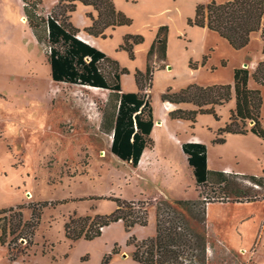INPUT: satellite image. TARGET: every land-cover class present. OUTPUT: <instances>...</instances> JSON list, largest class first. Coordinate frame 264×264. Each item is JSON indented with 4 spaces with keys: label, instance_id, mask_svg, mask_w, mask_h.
Segmentation results:
<instances>
[{
    "label": "rangeland",
    "instance_id": "obj_1",
    "mask_svg": "<svg viewBox=\"0 0 264 264\" xmlns=\"http://www.w3.org/2000/svg\"><path fill=\"white\" fill-rule=\"evenodd\" d=\"M51 1L42 0L38 7L41 16L54 9L56 5H48ZM23 5L22 0H0V209L22 205L21 209L0 213V227L10 218L28 220L32 205L45 204L38 207L41 217L34 244L10 262L6 245L0 243V264H18L22 260L28 264H101L103 256L115 247L117 252L108 264H139L132 257L131 239L142 240L155 234L158 200L198 197L192 170L175 143L190 132L208 142L214 161L211 177L221 163L244 167L248 174L263 173L264 144L252 135L231 137L223 144L211 143L225 122L231 99L215 109L218 118L205 113L192 122L173 119L168 114L164 122L160 118L164 100L158 94V85L152 93L149 86L145 91L156 119L151 137L157 147L149 154L151 162H145L147 152L136 166L117 158L110 150L116 95L108 89L55 82L46 56V29L43 26L38 30L41 43L28 20L22 19L27 18ZM252 123L248 121L247 126ZM170 134L172 141L167 137ZM240 155L245 160L236 164L235 156ZM225 178L226 186L211 180L202 187L210 203L264 198V176L253 180L230 174ZM116 198L143 202L147 223L127 228L118 220L91 239L72 240L65 236L64 225L71 215L110 214L117 207ZM213 208L209 217L213 228L219 227V216L238 214L232 209L221 214L219 208ZM254 208L262 212L261 204ZM11 237L8 235L7 240ZM208 240V264H264V238L261 244L257 241L244 252V248L229 245L217 234H208ZM250 240L246 235V243ZM19 243L24 246L25 241L19 239Z\"/></svg>",
    "mask_w": 264,
    "mask_h": 264
},
{
    "label": "trees",
    "instance_id": "obj_2",
    "mask_svg": "<svg viewBox=\"0 0 264 264\" xmlns=\"http://www.w3.org/2000/svg\"><path fill=\"white\" fill-rule=\"evenodd\" d=\"M27 11V20L35 31L38 40L43 43L38 30L46 29V56L50 65V75L55 82L82 84L108 89L116 95V112L110 128L112 141L110 150L120 160L136 166L145 148H151L154 140L151 131L155 122L153 107L146 88L152 87V74L155 70L154 55L160 60L166 59L167 27L161 26L156 38L147 53V66L144 72L136 70L135 80L139 91L124 92L121 88V75L128 69L121 67L104 52L78 37L80 29L71 21V13L76 9V2L91 5L95 14L89 13L90 25L84 28L87 34L106 36L107 28L131 24V18L118 10L113 0H59L51 13L41 16L38 7L42 0H22ZM66 3V4H65ZM57 10V11H56ZM189 25L206 27L216 31L236 49L245 47L253 32L261 30L264 52V0H204L196 4L195 13L187 20ZM143 41L140 34L127 33L119 45L134 57V46ZM164 64H160L162 67ZM191 67L197 66L190 61ZM258 85H264V59L258 62L252 73L248 68L239 67L234 70V83L202 86L190 83L179 91L168 88L161 94L164 101L176 105L191 103L194 109L180 106L169 112L173 119L195 122L198 114H218L216 105L231 99L232 86L235 107L231 110L229 121L217 129L214 143H224L225 134L251 132L264 141V116L262 115L263 98L259 88L248 85L249 77ZM150 81V82H149ZM149 82V85H145ZM252 125L247 126V122ZM183 151L187 154V162L192 170L197 187L196 199H160L156 209V232L153 236L137 240L132 257L139 264H208V231H207V199L202 187L209 180L207 167V148L203 143H183ZM257 180L256 177L250 176ZM228 185L227 179L217 184ZM239 196V195H238ZM250 199V198H249ZM117 207L110 214H96L91 217L71 215L64 225L67 238L91 239L101 234L102 228L114 221L121 220L129 228L136 224L145 225L148 221L147 207L143 202L116 198ZM45 204V202H44ZM40 203L38 205H44ZM28 220L9 219L1 226L0 243L7 247V259L10 262L26 253V249L34 244V233L40 222L41 212L32 205ZM21 209L22 205L0 209V213ZM18 215L21 216L19 210ZM22 233V234H20ZM12 237L7 240V236ZM19 239L25 241L21 246ZM116 247L111 253L103 256L101 264H108ZM13 264V263H10ZM18 264H28L22 260Z\"/></svg>",
    "mask_w": 264,
    "mask_h": 264
},
{
    "label": "crops",
    "instance_id": "obj_3",
    "mask_svg": "<svg viewBox=\"0 0 264 264\" xmlns=\"http://www.w3.org/2000/svg\"><path fill=\"white\" fill-rule=\"evenodd\" d=\"M201 1L204 0H113L115 7L131 18V24L120 25L113 29L107 28L105 37H96L84 31V28L91 23L88 14H95V10L91 5H84L77 1L76 9L71 13V21L80 29L78 35H85V39L81 38L82 40L104 52L109 58L117 61L121 67L128 69V73L121 75V88L124 92L139 91L134 74L136 70L145 71L147 66V53L161 26L167 27L166 59L160 60L156 55L153 57L155 70L152 74L151 93L156 85L159 86V95L164 93L168 88H170L171 91H179L190 83H196L202 86L213 84L233 85L235 68L245 67L252 73L258 62L264 59L261 30L251 34L250 40L245 47L236 49L227 39L220 36L216 31L206 27L189 25L187 23L188 18L192 17L195 13L196 4ZM215 1L223 2L225 0ZM58 2L59 0H53L48 5L49 7H54ZM23 18L27 19L26 17ZM127 33L140 34L143 36V41L134 46L133 58L129 56L128 51L119 47L123 41L124 35ZM190 61L196 62L197 66L191 67L189 65ZM160 64L164 65L160 67ZM248 85L251 88H259L261 90L263 98L262 115L264 116V85H258L251 76L249 77ZM230 101L232 106L221 127L229 121L231 110L235 107L233 86ZM167 102L169 101H162L160 104V118L163 119L164 122L169 112L172 111V108H166L165 105ZM174 105L175 108L178 106L186 109L195 108L191 103ZM219 107L220 105H216L215 109ZM199 115L200 114L197 115V120ZM161 119L158 123L162 122ZM155 124L156 119L152 131ZM250 135L264 144L261 138L251 132L245 134L227 133L225 134V142L231 137L239 139L250 137ZM171 136L172 134L167 136L170 138L169 140L172 139ZM214 138L215 135L213 139ZM213 139H210L211 143L219 144L214 143ZM176 141V145L180 147L182 151L183 143L193 142L206 145L207 167L209 170L208 177L210 182L211 180L215 182L222 181L230 174L237 175L238 178L243 176H254L259 179V177L264 176V171L262 174H248L244 167H233V165L221 163L216 166V170L214 171L216 175L211 177L210 166L214 164V161H212L210 156L208 142L195 132H190L184 140L177 139ZM154 147H157L156 143L155 146L153 145L151 148H145L138 163L143 162L144 159H142V156L146 152L148 153V157L145 159V162H151L149 154L156 151ZM183 153L187 161V154L184 151ZM235 157L238 160L236 164L245 160L244 155ZM255 160L257 161L259 158H255ZM221 184L223 185V183ZM228 198L232 197L229 195ZM260 204L262 206V212L254 208L256 205ZM214 206L220 209V212H222L221 214L228 209L236 210L238 214L230 215L229 217H225V215L219 216L216 219V226L219 227L213 228L210 225L209 217L214 210ZM246 210H248V213H242ZM207 227L209 235L217 234L233 247L247 250L248 246L251 248L257 241L261 244L264 238V198L261 199L255 196L253 199L242 201L229 202L228 200L224 201L222 199V201L219 202L207 203ZM246 235L249 236V238L251 237V240L247 243L245 241Z\"/></svg>",
    "mask_w": 264,
    "mask_h": 264
},
{
    "label": "bare ground",
    "instance_id": "obj_4",
    "mask_svg": "<svg viewBox=\"0 0 264 264\" xmlns=\"http://www.w3.org/2000/svg\"><path fill=\"white\" fill-rule=\"evenodd\" d=\"M22 19L25 20L24 18H22ZM79 37L82 39L83 38L85 39V35L80 34ZM165 106H166V108H172V110L175 108V105L173 103H170V102H167ZM157 125H160V123H157ZM244 251H245V249H242V252H244Z\"/></svg>",
    "mask_w": 264,
    "mask_h": 264
},
{
    "label": "built area",
    "instance_id": "obj_5",
    "mask_svg": "<svg viewBox=\"0 0 264 264\" xmlns=\"http://www.w3.org/2000/svg\"><path fill=\"white\" fill-rule=\"evenodd\" d=\"M78 37H79V35H78Z\"/></svg>",
    "mask_w": 264,
    "mask_h": 264
}]
</instances>
